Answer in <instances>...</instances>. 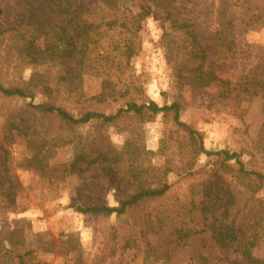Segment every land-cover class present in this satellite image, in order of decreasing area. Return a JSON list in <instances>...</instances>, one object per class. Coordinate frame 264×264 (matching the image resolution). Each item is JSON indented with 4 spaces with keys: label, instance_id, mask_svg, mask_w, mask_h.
<instances>
[{
    "label": "rangeland",
    "instance_id": "rangeland-1",
    "mask_svg": "<svg viewBox=\"0 0 264 264\" xmlns=\"http://www.w3.org/2000/svg\"><path fill=\"white\" fill-rule=\"evenodd\" d=\"M184 1L178 3V17L197 31L207 52L205 69L213 63L222 78L235 81L264 62L263 0ZM85 2L91 8L98 5L96 0ZM223 3L230 5L234 21L228 50L215 49L214 42ZM0 8L1 26L6 27L15 19L17 1L0 0ZM253 14L261 15L255 20ZM124 34L109 32L115 37ZM15 49L14 40L0 39V81L27 87L33 67L16 59ZM189 49L182 31L169 21L149 17L142 21L136 41L123 43L124 55L108 71L87 68L70 80L69 92L46 93L31 86L32 96L23 97L0 91V264H195L198 249L212 251L211 255L218 252L210 231L199 221L195 225L199 232L191 241L158 245V237H174L170 232L181 221L174 211L183 214L193 197L198 201L204 184L220 168L215 155L200 153L191 160L187 135L170 117L159 113L140 121L128 115L113 124L94 119L71 124L31 105L50 103L74 113L83 108L111 113L129 98L159 105L179 98L182 120L201 132L207 150L239 152L246 169L264 174V89L256 95L223 97L224 87L218 82L204 88L190 85L180 75L187 73L182 70L188 67ZM98 149L122 151L125 159L117 179L139 171V180L117 182L98 165L85 168L77 162L81 151ZM228 163L230 170L236 168L235 160ZM167 164L173 169L167 174L172 186L162 198L144 201L122 214H83L76 208L97 201L119 207L137 189L157 185ZM224 176L236 196L231 217L236 215L247 233L258 232L259 243L252 252L264 258V183L254 175L240 180L232 173ZM158 214L168 219L160 221ZM166 247H175L167 259L162 256Z\"/></svg>",
    "mask_w": 264,
    "mask_h": 264
},
{
    "label": "trees",
    "instance_id": "trees-1",
    "mask_svg": "<svg viewBox=\"0 0 264 264\" xmlns=\"http://www.w3.org/2000/svg\"><path fill=\"white\" fill-rule=\"evenodd\" d=\"M16 1L15 19L6 27L1 26L4 21L0 19V39L14 40L16 59L31 65L34 72L32 81L28 82L27 87L5 86L0 81V91L5 95L32 96L31 86L39 87L46 93L63 89L69 92L72 89L70 80L85 72L87 68L108 71L116 58L124 55L123 43L125 41L134 43L142 27V21L149 17L169 21L174 29L182 31L183 39L189 41L190 56L185 61L188 67L182 70L187 73L181 74L180 71V75L183 80L188 79L190 85L204 88L213 82H218L224 87L221 92L223 97L240 93L256 95L264 89V62L258 63L243 79L235 81L229 77L222 78L214 69L213 63H209L205 69L207 52L197 31L187 20L178 17L180 12L178 3H184V0H96L98 5L94 8L89 7L85 0ZM155 7L161 8L162 12ZM256 7L260 8V5L256 4ZM229 9L230 5L224 3L221 5L219 28L215 33L218 37L214 39L215 49L218 48L217 46L231 49V42L227 43V36L234 28V21L232 11ZM2 14L3 10L0 8V18ZM260 15L253 14V19L257 20ZM113 30L118 31L120 35L125 34L122 37L110 36L109 32ZM222 37L226 40L222 41ZM183 64L180 63L182 66ZM126 92H129V89ZM31 105L55 114L71 124L86 123L93 119L102 124H113L128 115L135 116L140 121L148 120L159 113L170 117L187 135L191 160L194 161L200 153L215 155L220 159L218 163L221 172L216 169L215 178L210 179L206 184L202 183L204 184L202 197L198 201L193 197L183 214L179 210L174 211L177 215H181L179 225L173 227L170 232L174 237L169 240V235L164 234L163 237H158V245L162 243L169 245L170 242L178 245L191 241L199 232L195 227L199 221L203 223L205 231H210V239H214L218 252L211 255L212 251L202 253L198 249L195 264H264V258L254 256L252 252L259 243L258 232L251 230L247 233L245 226L236 222V215L231 217V208L236 203V196L232 191V185L228 184L224 176L225 173H232L234 179L240 180L254 175L257 181L264 183V174L246 169L239 152L228 149L207 150L201 132L182 120L183 106L179 98L164 105H159L154 100L138 103L137 100L129 98L124 105L111 113L94 108H83L78 113H74L63 105L50 103H31ZM124 159L122 151H110V149L86 150L77 154V162L85 164V168L96 164L101 169L107 170L114 179H117V169ZM231 160L236 162V168L232 170L228 163ZM171 170H173L171 165L167 164L162 171L163 178L158 180L157 185L137 189L130 197L123 199L119 207L104 205L95 200L97 202L87 203L85 206L77 204L76 208L83 214L125 213L144 201L164 197L172 186L167 179V174ZM138 172L117 179V182H130L132 178L135 182L140 178ZM185 217H190V221L184 220ZM165 218L168 219L167 215H162L159 220L163 221ZM192 221L194 225H191ZM173 249L170 250L169 247L162 249V256L169 258Z\"/></svg>",
    "mask_w": 264,
    "mask_h": 264
}]
</instances>
